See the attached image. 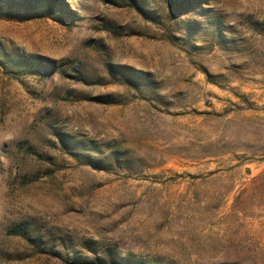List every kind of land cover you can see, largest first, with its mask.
I'll return each mask as SVG.
<instances>
[{
  "label": "rangeland",
  "instance_id": "rangeland-1",
  "mask_svg": "<svg viewBox=\"0 0 264 264\" xmlns=\"http://www.w3.org/2000/svg\"><path fill=\"white\" fill-rule=\"evenodd\" d=\"M130 4L0 0V264L264 263V0Z\"/></svg>",
  "mask_w": 264,
  "mask_h": 264
},
{
  "label": "trees",
  "instance_id": "trees-1",
  "mask_svg": "<svg viewBox=\"0 0 264 264\" xmlns=\"http://www.w3.org/2000/svg\"><path fill=\"white\" fill-rule=\"evenodd\" d=\"M130 2H131V6L132 7H135V8H137V9H139V6H138V0H129ZM253 254L252 255H254L255 254V251H253L252 252ZM255 256V255H254ZM251 258H253L254 259V257L253 256H251ZM250 258V259H251ZM97 260H101L100 258L99 259H97ZM90 264H94V262H90ZM220 264H258V263H255V262H253V261H248V262H245L244 260H237V261H233V262H225V263H220ZM260 264H264L263 262L262 263H260Z\"/></svg>",
  "mask_w": 264,
  "mask_h": 264
}]
</instances>
